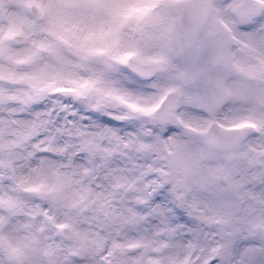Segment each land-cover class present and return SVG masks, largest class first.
Returning a JSON list of instances; mask_svg holds the SVG:
<instances>
[{
  "label": "snow or ice",
  "instance_id": "obj_1",
  "mask_svg": "<svg viewBox=\"0 0 264 264\" xmlns=\"http://www.w3.org/2000/svg\"><path fill=\"white\" fill-rule=\"evenodd\" d=\"M0 264H264V0H0Z\"/></svg>",
  "mask_w": 264,
  "mask_h": 264
}]
</instances>
